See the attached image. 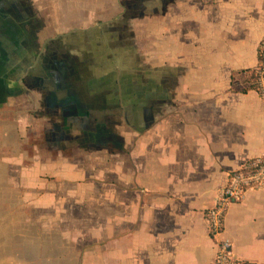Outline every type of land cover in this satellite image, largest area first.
Returning <instances> with one entry per match:
<instances>
[{
    "label": "crops",
    "instance_id": "obj_1",
    "mask_svg": "<svg viewBox=\"0 0 264 264\" xmlns=\"http://www.w3.org/2000/svg\"><path fill=\"white\" fill-rule=\"evenodd\" d=\"M11 27L0 264H210L222 236L264 264V186L229 204L222 235L205 218L228 173L264 151L248 76L264 0H0ZM32 28L42 47L24 65L15 42Z\"/></svg>",
    "mask_w": 264,
    "mask_h": 264
},
{
    "label": "built area",
    "instance_id": "obj_2",
    "mask_svg": "<svg viewBox=\"0 0 264 264\" xmlns=\"http://www.w3.org/2000/svg\"><path fill=\"white\" fill-rule=\"evenodd\" d=\"M256 91L264 98V36L258 43V60L255 65ZM264 186V151L245 161L228 173L227 181L218 191L212 206L206 209L205 218L211 236L223 233V220L230 203L243 200L246 189ZM216 248L210 264H253L231 255L230 241L226 237L216 239Z\"/></svg>",
    "mask_w": 264,
    "mask_h": 264
},
{
    "label": "rangeland",
    "instance_id": "obj_3",
    "mask_svg": "<svg viewBox=\"0 0 264 264\" xmlns=\"http://www.w3.org/2000/svg\"><path fill=\"white\" fill-rule=\"evenodd\" d=\"M36 28H32L31 29V33L30 35V39L27 40H20L19 42L16 41L15 45L16 48H19V52H17L16 54L18 55V59L21 63H23L24 65L31 63L34 64V62L32 61V58L34 59L35 65L38 63V58H34L33 57V53L36 54V51L40 49V47H42L41 42L38 41V37L36 36V33L33 32L32 30H34ZM20 34L19 30H16L14 27H11L10 29H8L7 31H5V29H0V39L2 40V38H5L4 35H10V36H14V38H17V36ZM28 35V36H29ZM18 44V45H17ZM7 49V48H5ZM25 49L27 50L25 52ZM23 50V51H22ZM30 51V55H27V52ZM63 63V62H62ZM66 64V63H63ZM39 70L38 69H34L30 76L28 77V81L30 83H36L37 82V77L39 76ZM35 88V87H34Z\"/></svg>",
    "mask_w": 264,
    "mask_h": 264
},
{
    "label": "trees",
    "instance_id": "obj_4",
    "mask_svg": "<svg viewBox=\"0 0 264 264\" xmlns=\"http://www.w3.org/2000/svg\"><path fill=\"white\" fill-rule=\"evenodd\" d=\"M248 76L250 78V84L249 86L256 89V74H255V67H253L252 69L248 70Z\"/></svg>",
    "mask_w": 264,
    "mask_h": 264
}]
</instances>
